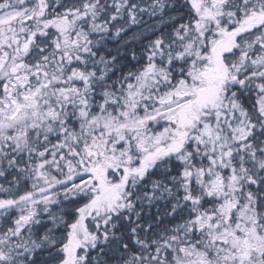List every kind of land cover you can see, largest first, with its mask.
<instances>
[{"label": "snow or ice", "instance_id": "obj_1", "mask_svg": "<svg viewBox=\"0 0 264 264\" xmlns=\"http://www.w3.org/2000/svg\"><path fill=\"white\" fill-rule=\"evenodd\" d=\"M0 264H264V0H0Z\"/></svg>", "mask_w": 264, "mask_h": 264}]
</instances>
